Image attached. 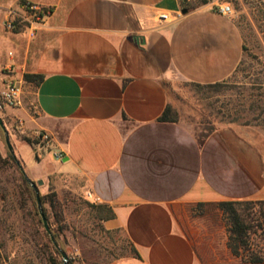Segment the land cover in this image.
Listing matches in <instances>:
<instances>
[{"label": "crops", "instance_id": "obj_1", "mask_svg": "<svg viewBox=\"0 0 264 264\" xmlns=\"http://www.w3.org/2000/svg\"><path fill=\"white\" fill-rule=\"evenodd\" d=\"M27 3L43 24L27 22ZM214 3L182 14V0H0V91L10 80L23 90L1 117L14 153L31 180L112 210L103 227L134 252L105 264H244L219 204L264 201V130L158 121L170 86L222 82L242 60L240 32Z\"/></svg>", "mask_w": 264, "mask_h": 264}, {"label": "rangeland", "instance_id": "obj_2", "mask_svg": "<svg viewBox=\"0 0 264 264\" xmlns=\"http://www.w3.org/2000/svg\"><path fill=\"white\" fill-rule=\"evenodd\" d=\"M202 1L184 0V7L193 10ZM209 2H215L216 7L230 5L232 14L229 17L242 37V60L218 88H196L184 82L173 84L168 89L170 106L177 121L183 124L204 125L205 128L210 125H252L264 130V0H206ZM9 83H15V80ZM29 107L32 113L35 112L34 105ZM4 108L9 107L0 109V117L4 115ZM8 126L17 130L15 132H22L19 122ZM0 148V157L5 159L0 162V264H48L49 245L43 236L45 230L37 221L35 207L22 185V174L15 160L12 156L13 161L7 159L9 151L1 129ZM15 157L18 160L16 154ZM53 183L42 181L38 191L39 195L56 194L62 221L57 222L56 210H51L49 223L59 234L67 258L74 264H105L129 251L123 233L106 230L103 221L98 220L93 206L99 204L63 188L56 190ZM60 259L62 261L61 254Z\"/></svg>", "mask_w": 264, "mask_h": 264}, {"label": "trees", "instance_id": "obj_3", "mask_svg": "<svg viewBox=\"0 0 264 264\" xmlns=\"http://www.w3.org/2000/svg\"><path fill=\"white\" fill-rule=\"evenodd\" d=\"M201 4H206V0H203ZM183 10L190 11L191 9L184 7V0H182ZM43 12L45 10L43 9ZM23 80L25 82H33L35 84L42 80L39 75H29L24 74ZM196 88L205 89H215L221 86L222 82H217L213 84H196L187 83ZM159 122H177V115L170 105H166L162 115L158 119ZM27 142L31 143L29 140L25 139ZM7 159L12 160L11 155L8 152ZM13 161V160H12ZM0 162H5V159H1ZM22 185L25 192L31 198L33 205L35 207V215L37 216V221L42 225L41 219L39 218V213L36 208L35 194L30 185L25 181L23 176H20ZM40 201L42 205V210L44 216L47 219L48 226L52 232V236L56 243L65 251V248L61 245L59 234L55 233L51 228L50 222V211L56 210L55 219L57 222L62 221V215L60 214L59 201L56 198L54 192H50L46 195H40ZM199 210L198 216L200 218H209L206 211V205L197 204L195 205ZM97 212V218L100 221H106L114 218L112 210L106 206L98 205L93 206ZM203 207V208H202ZM219 207L222 209L223 215L226 218L227 223V238L226 247L230 254L237 258L240 262L244 264H253L264 262V201L263 202H237V203H221ZM43 236L45 237L49 245V253L47 254L48 264H62L60 259L59 251L54 247L49 235L43 231ZM129 252H134L133 248L130 246L126 240ZM67 264H74L71 258L68 257Z\"/></svg>", "mask_w": 264, "mask_h": 264}, {"label": "built area", "instance_id": "obj_4", "mask_svg": "<svg viewBox=\"0 0 264 264\" xmlns=\"http://www.w3.org/2000/svg\"><path fill=\"white\" fill-rule=\"evenodd\" d=\"M25 9H27L30 13V19L27 20L29 23H33L34 25L43 24L45 17L47 16L46 12H43V9L36 4L27 3L24 5ZM216 12L222 16L229 17L232 14V9L228 4H220L216 7ZM180 14H178L179 16ZM162 20L166 19L165 15H161ZM6 28L11 30L13 28V24L11 21H8L6 24ZM22 84L20 82L9 83L0 91V109L2 107L16 108L21 106L22 104ZM23 124L19 122V127L22 128ZM37 141L41 147H44L45 150H50L53 159L57 162L62 160V153L52 147V141L49 135L45 132H38L36 135ZM86 197L90 198L91 201L95 204L99 203V198L93 196L91 193H86Z\"/></svg>", "mask_w": 264, "mask_h": 264}, {"label": "water", "instance_id": "obj_5", "mask_svg": "<svg viewBox=\"0 0 264 264\" xmlns=\"http://www.w3.org/2000/svg\"><path fill=\"white\" fill-rule=\"evenodd\" d=\"M186 11L183 10L182 11V14H185ZM0 129L3 131L4 133V139H5V144H6V147H7V150L9 151V153L11 154V156L13 157V159L15 160V163L16 165L18 166L22 176L24 177L25 181L31 186V188L34 190V193H35V201H36V205H37V209H38V212H39V215H40V218H41V221H42V225H43V228L44 230L46 231V233L49 235L53 245L56 247V249H58V251L60 252L61 254V258H62V264H67V261H68V258H67V255L65 252H63L59 247L58 245L56 244L53 236L51 235V231L48 227V223H47V219L46 217L44 216V213H43V210H42V205H41V201H40V195H39V191H38V186L42 185V181L39 180L37 181L36 183H34L33 181H31L25 174L24 170H23V167L22 165L19 163V161L16 159L15 157V154H14V150H13V146L12 144L10 143V140H9V134H8V131L6 130V127L0 117Z\"/></svg>", "mask_w": 264, "mask_h": 264}]
</instances>
